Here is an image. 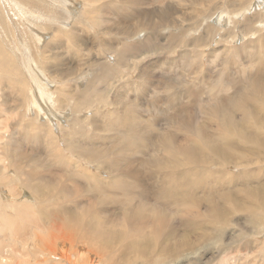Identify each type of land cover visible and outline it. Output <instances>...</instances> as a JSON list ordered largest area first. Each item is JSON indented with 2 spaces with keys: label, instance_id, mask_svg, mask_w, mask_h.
<instances>
[{
  "label": "rangeland",
  "instance_id": "rangeland-1",
  "mask_svg": "<svg viewBox=\"0 0 264 264\" xmlns=\"http://www.w3.org/2000/svg\"><path fill=\"white\" fill-rule=\"evenodd\" d=\"M43 1H49L50 3L52 1L53 13L57 16L56 18H63L61 21L66 24V26H62L56 18L52 20L53 25H60V28L64 27L65 29H63L68 31L66 33H60L63 29L60 30L58 33V40L61 39L60 41L53 42L50 40L51 36L56 33L45 30L44 27H46L47 21L45 17L38 16L39 11H45L40 9L35 10V14H33L35 16L34 20L38 22L32 25L39 31L38 35L36 34L34 36L29 31L26 34L23 33L22 28L25 24L20 20H16L19 17L12 13L6 0H0V9L5 11V18L7 19L0 22V39L8 44H14V42L20 41V43L27 45L28 50L26 47L17 43V51L15 52L13 50L15 53H12L16 67L19 70L18 78L21 75L23 79L27 78L24 71V55L29 53L34 63L37 64L36 66H40L45 45L51 41L48 45L50 57L47 59V66L50 69L49 71L47 69L45 73L51 80L50 87L51 91L53 90L52 92H54V96L58 97L59 94H63L66 98L64 100L65 102L57 101V106L54 107V110L58 114L56 117L48 118L45 115L46 112L44 115H40L35 107H32L33 109L27 108V103L19 108L17 112L15 111L17 113L16 116L13 112L4 111L7 108V104L10 106L13 104L14 98H16L15 93L12 92L15 90L16 81L0 87V177L7 175L9 179H12L11 181L15 180V171L12 167L10 168L8 166L11 161L10 156L8 157L9 160L7 157H3V152L9 154L14 150L18 153V160H28L27 162H32L31 160H33L35 166L38 168H40L39 164H42L41 168L34 172L46 176L44 179L48 180L49 177L52 178L59 175L60 173H58L57 167L53 163L56 160V149L52 150L50 147L51 141H49V137H51L54 141L53 144H59L56 145L60 149L61 156H64L68 160H73L75 164H77L76 160L81 163L80 167H82L79 169L81 173L87 172L89 175H95L98 178L97 180H102L100 182L103 185H107V181L110 178L119 176L122 178V181L116 182L119 184L121 182L123 184L126 183L127 188L130 187V192L128 191L130 196L124 193L120 195L118 192L110 191H104L103 195L100 191V197L105 201L102 204L104 207L99 209L102 215L109 217V219L111 216L116 217L118 221L120 219L119 217L122 216L120 212H122L123 205H116L110 197L114 195L118 199V196L126 195V202L130 201L132 206H137L136 204L141 203L145 207V213L143 212L146 217L145 226H143L144 228L139 226V230L143 231L146 237L153 230L151 228V215L162 210L169 218L170 230L173 231V229H176L173 231L177 237L176 240L181 241L184 238L192 242L196 250L194 249L193 254H190L192 255L191 257L185 253L190 252L192 249L189 250L186 245H182V252H179L182 255L176 258L175 261H169L168 264H201L206 260L210 264H264V228L260 227V220L251 222L248 220L247 215L243 214L244 212L237 215L231 214L229 224L224 227V234L218 236L214 234L213 238H210L204 245L202 241L204 239V233L202 234L204 228L200 220L199 222L201 223H198L196 227L191 226V224L185 226V219L181 213L176 211L180 214L178 215L158 201L159 193L162 190L160 181L162 182V178L167 174H165V171H158V168L154 166V162L158 158L164 160L162 145H160L159 141L170 135L171 137L167 139L170 141L169 147L173 151L172 158L176 161H185L183 165L176 164V167H174L175 171L191 168V154H183V148L192 142L195 133H199L201 138L206 137V135L211 137L218 134L216 129L219 127L211 116L212 106L215 104L221 105L220 101L225 104L226 97L224 96L237 97L242 92L241 88L244 90L245 85H247L244 80L246 75L250 74L252 78L264 81V71L261 70V66L264 64V21L262 20L264 19V0H246V6L253 5L254 7L249 11L246 9L247 12L244 14V18L240 16V13H243V11L239 12L236 20L235 17H231L228 20L220 18V20L214 9L206 12L204 0H200L203 1L202 4L197 0H144L145 3L142 4H135L133 1L127 0L130 6L132 5L133 12L135 11V13L129 16V19L126 18V21L122 19L121 14H114L111 5L109 7L103 4L111 2L112 0H92L93 2L91 0ZM123 2L125 1L113 0L112 5L115 6L119 3L116 6L124 8ZM100 4H103L101 13ZM89 5L99 8V12L91 15L93 18L95 15V22L93 18H90L91 16L84 15L86 14L84 11L86 12ZM223 6L225 10L232 9L228 5ZM199 11L206 13L199 16ZM254 13H259L258 19L261 20H257L258 23H254L250 19ZM246 18L247 20L249 19L252 27L256 30L253 33H250V31L245 34L244 27L246 25L244 22ZM5 25L7 30L6 34L2 31ZM125 25H127L129 35L122 34L125 32L123 31ZM207 26H211L209 31L206 30ZM11 31L13 32L11 33ZM70 31L73 32L74 36H78L85 42L83 41L84 43L80 44L77 41L75 43L74 37L69 35ZM109 32L116 33L114 36V44L118 45L119 48L121 46L120 42L122 41L131 44V46H137L144 42L145 52L123 58V64L121 65L123 67L116 65L117 53L115 49H109L107 47L112 52L104 51L102 53L104 49L102 44L103 39L106 36L111 39L113 38L111 36L113 33L109 34ZM148 40H151L153 43L151 47L148 46ZM63 44L65 46L62 47ZM137 48L135 47L133 50L136 51ZM56 55L62 61L56 60L54 58ZM101 60L109 61L111 66L114 65V69H116L118 75L111 77L109 80L101 79L92 84L94 90L103 86L104 89L101 90V94L96 93L98 98L90 100L91 103L89 104H83V108L75 109L74 105L76 100L74 101L73 99L75 95L73 98L70 97L72 93L68 96L65 93V89L70 86H74L79 90L84 89V86L92 80L95 71H101V68H99ZM92 61L97 63L96 67L91 66ZM257 66L261 71L256 69ZM62 68H67L70 73H74L65 78L59 75V79L57 77L54 78L55 72ZM216 78H219L218 81ZM17 81L20 80L18 79ZM29 83L27 82L21 85L22 87H19L21 91L26 86L28 87ZM104 83H106L107 88L103 85ZM56 87H58V91H55ZM192 90L196 93L199 92L197 97H195V94L191 95ZM24 92H26V89ZM4 97L8 99V102L4 100ZM263 100L262 94L257 92L256 101L260 103L262 101L264 103ZM27 101L29 103L30 99ZM105 112L106 114H104ZM108 112L111 114L116 113L118 116L116 118L115 129H109V125H105L108 121ZM259 114L264 116V111L259 112ZM18 115H21V117ZM126 115H129V117H125ZM121 118L129 126L132 124V128L125 129L121 122L118 123ZM29 125H32V127L42 125L44 130L26 129ZM101 126L103 129H100ZM80 133L88 136L90 143L93 137L102 138L99 141H94L95 148L83 147L84 154H81V157L77 154V150L71 146V143L69 144L70 139L77 138V140L81 139L83 141V145H89V142L85 143L89 139H84ZM128 134H133V140L135 138L133 141L134 144L130 146L125 145ZM21 135L29 138L22 139ZM37 136H40V142L36 140L35 137ZM199 139H197V147L199 148L197 159L200 156L207 155V150L204 147L200 148L203 143L199 142L201 141ZM9 140H12L11 145L8 142ZM248 145L249 143L243 145L242 149L235 150L231 154L237 152L242 153L243 160H247V163L253 160H261L259 157H254L256 153V150H254L255 144L250 143L249 148ZM176 152L179 155H176ZM106 154L108 156H105ZM100 158L103 159L100 160ZM167 159L169 160L170 157H167ZM14 160L16 159L14 158ZM39 160L41 163H39ZM100 161L107 164V166H100ZM236 161L238 162L240 159L237 158ZM261 165L264 166V163ZM22 166L25 168V165L22 164ZM249 169L257 170L256 165ZM233 170L237 172L240 169L233 167ZM263 180L259 179L256 182H251L249 186L256 189L258 184ZM51 181L54 180L51 179ZM82 182L83 185L75 187H69L68 183H71L64 182L67 190H62L61 192L63 194L74 195L77 194V191L79 195H83L87 190L90 193L89 196L76 197L80 200L79 207L81 209L87 207L90 203L97 202V199L92 197L94 191L88 188L90 184L86 187L84 186L86 185L85 181ZM13 184L12 187L4 182H0V207H3L4 212L16 215L10 208L13 205L9 204L29 199L30 192L23 187L21 188L19 185L17 186L16 183ZM208 185V189L203 187L199 191L192 193L191 198L188 199L187 206L192 199L198 200L200 203L198 210L204 212L206 208L205 200L211 194L216 195L212 183ZM233 187L232 184L223 182L218 190L222 194L224 192H232ZM103 188H108V186H104ZM166 196H169L167 197L169 199L165 201V204L168 205L173 199V195L172 193H168ZM243 196L240 200L243 209L249 207L250 204L252 206L250 197ZM65 199L61 200L64 201ZM120 200L124 201V197H120ZM67 204L64 206L70 207V211L72 209L74 210V207L71 206L72 202ZM8 205L9 207H7ZM190 210L192 212L193 208L191 207ZM16 218L19 219V221L17 220V229L19 230L13 228L10 230L6 229L5 233L9 235L7 237L9 238L11 236L9 239L6 235L0 236L5 241V246H7V248L5 246L2 248L5 249L4 256L8 253L15 255L10 252V248H12L10 246L13 243L18 244L20 231L24 230L23 235L27 233L24 236L26 239L33 238L32 232H34V237L35 232L44 234L40 228L32 225L34 223L30 220V214H18ZM260 229L261 232L259 231ZM180 235H183V237H180ZM164 237H166L167 241L170 237V232L166 230ZM249 241L252 246L251 253L243 249L245 243ZM151 242H146L145 250L152 254L157 252L159 247L158 245L151 247ZM171 243H174V241L172 240ZM86 244V241H80L79 239L75 245H69L68 240L58 239L53 245L55 250L52 253V251L47 252L46 250L42 252L30 240L29 248L26 250L31 254L30 264H42V262L43 264H68L66 259L69 260L70 264L102 263L99 257L88 252L89 250ZM223 246L225 247V251L220 253L224 255H218V249ZM78 250H81L83 258L82 256H77L76 252ZM210 258L213 262L210 261ZM43 260L49 262L46 263ZM58 261L61 262L59 263Z\"/></svg>",
  "mask_w": 264,
  "mask_h": 264
},
{
  "label": "bare ground",
  "instance_id": "bare-ground-1",
  "mask_svg": "<svg viewBox=\"0 0 264 264\" xmlns=\"http://www.w3.org/2000/svg\"><path fill=\"white\" fill-rule=\"evenodd\" d=\"M6 1L8 3L9 8L12 10V13L15 16L17 15L19 17V19H16V20H20L25 24V26L23 25V28H22L23 33L26 34L29 31L34 36L36 34L38 35L39 31L32 25L33 23L37 24L38 21L34 20L35 16L33 14H35L34 12L36 9H40L42 11H45V12L39 11V15H38L40 17H45V20L47 21V24H46L47 28L44 27L45 30L54 31L53 33H56L51 36L50 40L53 42L54 41L58 42L61 40V39L58 40V36H59L58 33L64 27L60 28L59 27L60 25L52 24V20L57 17L53 13L52 1L51 3L49 1L44 2L43 0H6ZM124 1L127 2V4L123 2L124 8L120 6L117 7L116 5L119 3L117 4L115 3L116 5L113 6L112 5L113 0L111 2L103 3V4L108 5L109 7L111 5V8L113 9L114 14L115 13L117 15L121 14L123 17L122 19L125 20L126 18L129 19V16H132L133 13H135V11L133 12V7L132 5L130 6L127 0H124ZM131 1H133L135 4L145 3L144 0L143 1L142 0H131ZM197 1L200 2L201 4L203 2L200 0H197ZM204 1H205L206 12H208L210 9H214L218 15L217 17L219 19L224 18L225 20L231 19V17H235V20H236V18H238L239 12H242V11L243 13H240V16L243 17L244 14L247 12L246 9L249 11L250 9L254 7L253 5L249 7L246 6V3H247L246 0H204ZM114 2H117V1H114ZM103 4H100V13H101V9H102L101 7L103 6ZM223 5H228L232 9L225 10ZM95 12H99V8L89 5L86 12L84 11V13H86L84 15L91 16ZM204 13L199 11L198 15L200 16ZM258 15L259 13H254L253 16H251L252 18H250L251 21H254L255 23L257 22V20H261V19H258L259 18ZM5 17H6L5 11L3 9H0V18H1L0 22H2L3 20H7ZM90 18H93V16H91ZM62 19L56 18V20L59 21L60 24H62V26H66V24L61 21ZM105 20L107 19L105 18ZM262 20L264 21V19ZM93 21L94 22L96 21L95 15H94ZM119 21L121 22V20ZM244 24L246 25L244 27L245 28L244 31H246L245 34L250 31H251L250 33H253V31H256L252 27V23L249 22V19L247 20L246 18ZM209 28H211V26L210 27L207 26L206 30L209 31ZM64 29L60 33L68 32L67 30H64ZM2 31L4 32V34H6V31H7L6 25L3 26ZM123 31L125 32H123L122 34L129 35V33L127 32V25H125ZM12 32L13 31H11V33ZM111 33H113V35ZM109 34L113 36L112 38L113 40L110 37L106 36V38L103 39V43H102L104 46V49L103 51L102 50L101 51L102 53L104 51L112 52L109 49H115L117 53L116 65L121 66L123 64V61H122L123 58H127L129 56L131 57L133 54H138V53L141 54L142 52H145L144 42H142L140 45H137V46H134V45L131 46V44L125 41H122L120 42L121 46L119 48L118 45L114 44L115 42L114 36L116 35V33L109 32ZM69 35H72L74 37L72 38L74 39V41H76L75 43H77V41L80 44L85 42L84 40L80 39L78 36H74L72 31H70ZM51 41H49L45 45L44 53L42 52L43 56L41 58L42 63L40 66L38 67L36 66L37 64L34 63L29 53L25 54L26 56L24 55L25 57L24 58V69L25 70L24 71H25L27 78L23 79L21 75L18 78L19 70L16 67L12 53H15L17 51V45H16L17 43L19 45L21 44V46L23 47H26V49L28 50L27 45H25V43H20V41L14 42V44L13 43L8 44V43H4L0 39V87L2 85L16 81V84L14 87L15 90L12 91L13 93H15L16 98H14L13 104H11L10 106L9 104H7V108L4 109V111H8L10 113L13 112L17 116V113H15V111L17 112L19 108L23 107L27 103L28 104L27 108L31 109L32 107H35L38 110V113L40 115H44V113L46 112L45 115L48 118L58 116V114L54 110V107L57 106L56 105L57 101L60 100L61 102H63L66 96H63V94H59L58 97L54 96L53 94L54 92H52L53 90L51 91V87H50L51 80L48 78V76L45 73L47 69L48 71L50 69L49 66H47V59L50 57V54L48 53V45L50 44ZM148 43H149L148 46L150 47L153 44L151 40H148ZM64 44L62 45V47L65 46ZM135 47H138L136 51L133 50ZM13 50H15V52ZM54 58L56 60L62 61V59L58 58L57 55ZM92 62L93 63H91V66L96 67L97 63L95 61H92ZM100 64L101 65L99 66V68H101V71L100 70L95 71V74L93 75L92 80L90 81V83L84 86V89L79 90L75 88L74 86H70L71 88L67 87L65 89V93L68 94V96H70L69 94L72 93L70 97L73 98V96L75 95V97L73 98L74 101L76 100L75 105H74L75 109L83 108V104H86V103L89 104L91 103L90 100H94V98H98V95L96 93L101 94V90L104 89L103 86L94 90L92 87V84H94L96 81H99L101 79L109 80L111 77H115L118 75L116 69H114L115 68L114 65L111 66L109 61L101 60ZM95 69H98V68H95ZM256 69L258 71H261V70L264 71V64L263 66H261V70L260 68H258V66L256 67ZM72 73H70L67 70V68H62L55 72L54 78L57 77L59 79V76L65 78V77H68ZM244 78H245L244 80L246 81L245 83H247V85H245L244 90L243 88H241L242 92H240L237 97L224 96L226 97L225 104H223V102L220 101L221 105L215 104L211 108L212 119L215 121V123L219 127L216 129L218 134L213 135L211 137L206 135V137L201 138L199 133H195L196 137L194 136L192 138V142L187 147L183 148V154L185 153L191 154V168H186L180 171H175V168H174L176 167L175 165L176 164L183 165L185 161L184 160L176 161L172 158L173 151L169 147L170 141H168V139L171 137L170 135L167 136L168 139L163 138L159 141L160 145H162L161 148L163 149L162 154H163L164 160L161 158H158V160H155L154 166L158 168V171L159 170L161 172L165 171V174L167 175H165L162 178V182L160 181L161 186L160 185L159 186L162 187V190L159 193L158 201H160L163 206H166V208L172 210L173 212L177 213L176 211H178V213H181V215L185 219V224H184L185 226L191 224V226L196 227L198 223L202 222V225L204 228L202 230V234L204 233L203 234L204 239L202 241L204 245L209 241L210 238H213L214 234H216L217 236L224 234L225 232L224 227H226V225L229 224L228 222H229V217L231 219V216H230L231 214L237 215V214L244 212L243 214L247 215V218L249 221L255 222L257 220H260V223H261L260 227L264 228V180L258 184L256 189L249 186L251 182H256L259 179H264V166L261 165L262 163H264V116H261L259 114V112L264 111V108H263L264 103L262 101L261 103L256 101L257 92L262 94V97L264 99V81L258 80L256 78L254 79L251 77L250 74L246 75ZM18 79L20 81H17ZM218 79L219 78H216L217 81ZM25 80L28 83L29 81L31 82L28 84V87L26 86L21 91L19 87H22L21 85H24L27 83ZM103 85L107 88L106 83H104ZM25 89H26V92L28 93L24 92ZM55 91H58V87H56ZM23 93H26L27 96L28 95L29 96L27 97L26 94H23ZM193 94H195V97H197L199 92L196 93L195 91L192 90L191 95ZM5 97H4V100L8 102V99H6ZM29 99L30 101L28 103L27 100ZM104 114H106V112ZM18 116L21 117V115H18ZM108 116H111V117H108ZM108 116H107L108 121L105 125L107 126L109 125V129H115L116 118H118L117 114L116 113L111 114L108 112ZM125 117H129V115H126ZM120 122L125 127V129L132 128V124L131 126H129L126 123V121H123V118H121L118 123ZM32 125L27 126L26 129H29V130L37 129L38 131L44 130V127L42 125H38L37 127H32ZM100 129H103L102 126ZM80 134L83 136L84 139H89L85 143H88L90 141V138L88 136H85L84 133H80ZM132 136L133 134H128L126 136V141H125L126 146L128 145L130 146L134 144L133 141L135 140V138L133 140ZM21 137L22 139L29 138V137H24L23 135H21ZM39 137L40 136L35 137L36 140L38 141L41 140V138ZM49 138H50L49 141H51L50 143L51 149L52 150L56 149L55 150L56 160H54L53 163L56 165L58 173H60L59 175H56L55 177H52V178L49 177L53 179L54 181H51V179L49 178L48 180H46L44 179L46 178V176L42 175L41 173L34 172L35 170L40 169L42 164H39L40 168H38L37 166H35V163L33 160H31L32 162H27L28 160H18L17 159L18 153H16L15 150L9 154H5V152H3L4 153L3 157L5 158L7 157L8 159V157L10 156L9 158H11V161L9 162L8 166L14 169L15 180L11 181L12 179H9L7 175H4V177H0V182H4L7 185H11V186H12V183L14 184L16 183L17 186L19 185L21 186V188L23 187L27 189L30 192V196H29V199L27 200H24V201L21 200L16 203L9 204V205H13V207L10 206V208L11 210L14 211L16 215L6 213L3 211L2 209L3 207L2 208L0 207V236L6 235L5 233L6 229L10 230L11 228L13 229L18 228L17 220L19 221V219L16 218L18 214H23V215L30 214L31 215L30 220L32 223H34L32 225L36 226V228H40L44 232V234L35 232V237H34V232H32L33 238L26 239L24 238V236L27 233H24L23 235L24 230L20 231V235L17 233L19 235V236L17 235L18 240H19L18 244L16 245L15 243H13V245L10 246L12 248L9 247L11 249L10 252L14 253L15 255H10V253H8L5 256H4L5 249H2L3 246H5L4 244L5 241L0 237V264H27V263L30 264L31 254L26 250L29 248L30 240H32V244L37 245L38 249L41 250L42 252L46 250L47 252L52 251V253L55 250L53 248V245L55 241L58 239L68 240L69 245H75V243L78 242L79 239L80 241L84 240L87 242L86 246L89 250L88 252L100 258L102 263H99V264H168L169 261L171 260L175 261L176 258L182 255V254H179V252H182L181 251L182 245H186V247H188L189 250L192 249L190 251L191 253L190 252L185 253L186 255L188 254L187 256L189 257L192 256L190 254H193V251L195 249L193 247L192 242L190 240L188 241V239L185 240L184 238L181 241L176 240L177 237L174 235V232H173L176 229H173V231L170 230L169 218L166 216V214L162 210H159L158 212H155L151 215L150 217L151 222H152L151 228H153V230L151 231V233L147 234V237H146L144 232L139 230V226H142V227L145 226L146 217L143 214V212L145 213V207H143V204L141 203L136 204L137 206H132V203L130 201L126 202V195H129L128 191L130 187L127 188L126 183L123 184L121 182V184H119L118 182H116V181H122V178H120L119 176L112 177L107 181V185L105 184L103 185V183L100 182L102 180L100 181L97 180L98 178H96L95 175L94 176H92V174L89 175L87 174V172H85L86 174L83 172L81 173L79 171V169H81L82 167V166L80 167L81 163L78 162V160H76L77 164H75L73 160H68L64 156H61V152L59 151L60 149L57 146L59 144L57 143L53 144L54 142L53 138L51 137ZM196 138L197 139L200 138L199 140L201 141L199 142L203 143L200 146V148L204 147L207 150V153H206L207 155H204L202 157L200 156L199 159H197L199 148L197 147L198 140ZM101 139L102 138L100 137L98 138L93 137L91 138V143L89 142V145H83L84 143L81 139L77 140V138H74V139L69 140V144L71 143V146H73L77 150V154L81 157L82 156L81 154H84L83 147L95 148L94 141H99ZM11 141L12 140L8 141L10 145H11ZM247 143H249L248 148L250 147V143L255 144L254 150H256V153L254 154V157L255 158L259 157L261 158V160H253L252 162L247 163V160H243L242 153L237 152L235 154H231V153H234L235 150L242 149L243 145H246ZM47 149L49 148L47 147ZM104 153L106 152L104 151ZM176 155H179V153L176 152ZM89 156H91V154H89ZM105 156H108V155L106 154ZM167 157H170V159L168 160ZM14 158L17 161L14 160ZM237 158L240 159V161L237 162L236 161ZM101 159L103 158H100V160ZM39 163H41L40 160H39ZM22 164L25 165V168L22 166ZM254 165H256L257 170L249 169L250 167H253ZM100 166L105 167L107 166V164L100 161ZM233 167L239 168L240 170L235 172L233 170ZM10 177L12 178V176ZM82 181H85L86 185L84 186L86 187L88 186V184H90L89 185L90 187L88 188L94 191V193L92 194V197H95L97 199V202L90 203L88 204L87 207H84L81 209V207H79L80 200L76 197L89 196L90 193L87 192V190L85 191L83 195H79L77 191H76L77 194H74V195L63 194L61 192L62 190H67L64 182H70L71 184L68 183L69 187H75V186L83 185ZM223 182H226L227 184H232L234 186L232 188V192H224L222 194L220 193L218 189ZM209 183H212V187L214 186V193L216 195L211 194V196L205 200L206 208L204 212L198 210V207L200 206V203L198 200L192 199L190 204L187 206L188 199L191 198L190 196L192 195V193H194L195 191H199L203 187H206L205 189H208ZM104 186L105 187L108 186V188H103ZM21 188H19V190H21ZM243 188L245 189L241 191ZM100 191L101 193H103L104 191H110V192H118L120 195H122V193L126 194L123 196H118L119 197L118 199H117V196H114V195L113 197H110L113 199L112 202H114L116 205L117 204L120 206L123 205L122 212H120L122 216L119 217L120 219L118 221L116 217L111 216L113 218L110 217L109 219V217L104 216L100 213L99 209L101 207H104L102 206V204H104L105 202L100 197V194H101ZM168 193H172L173 199L169 202L168 205H166L165 201L169 199L167 198L169 196H166L168 195ZM139 194L141 193L139 192ZM61 195H64V196H61ZM243 195L250 197L252 206L250 204V206L248 205L249 207L246 206L247 208L243 209V205H241V202H240L241 197ZM120 197H124V201H121ZM64 198H66L64 201L61 200ZM128 198L130 199V197ZM65 201L66 203H64ZM69 202H72L71 206L74 207V210L72 209L70 211L69 210L71 209L70 207L64 206V205H68L67 203ZM9 205L7 207H9ZM191 207L193 208L192 212L190 210ZM199 220L201 222H199ZM166 230L170 232V237L167 239V241H166V237H164ZM259 231L261 232V229ZM10 232L12 233V231ZM16 232H15V236H16ZM260 232H254V233H260ZM7 236L9 235H6V237ZM180 237H183V235H180ZM172 240L174 241V243H171ZM148 241H152L151 247L153 245L154 247H156L155 245H158L159 250L152 254L149 253V251L145 250V245H146V242ZM213 245H216V244H213ZM5 247L7 248V246ZM243 249L246 250V252H249L252 249V246L250 245V241L245 243V245L243 246ZM224 251H225L224 246L219 248L218 255L223 254L220 252H224ZM76 253L78 257L82 256L81 250H78ZM102 254L104 255V257ZM43 261L46 263L49 262V261L47 262L46 260H43ZM210 261L213 262L212 259ZM66 262L70 264L68 259H66ZM89 264H93V263H89ZM201 264H210V263L207 262L206 260Z\"/></svg>",
  "mask_w": 264,
  "mask_h": 264
}]
</instances>
